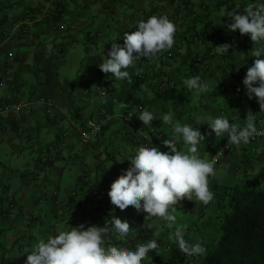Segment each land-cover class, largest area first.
<instances>
[{"label":"crops","instance_id":"obj_1","mask_svg":"<svg viewBox=\"0 0 264 264\" xmlns=\"http://www.w3.org/2000/svg\"><path fill=\"white\" fill-rule=\"evenodd\" d=\"M247 2L0 0V264H24L38 236L80 224L103 226L115 218L134 231L129 240L110 239L109 245L134 250L157 238L161 246L149 253L153 264H185L169 250L177 246L168 239L172 229L153 235L144 227L145 213L114 212L107 193L132 166L127 159L140 146L152 140L150 147L168 150L163 140L171 130L161 118L170 111L181 124L196 126L199 117L204 133L210 131L208 115L244 124L251 111L264 132V111L242 83L256 59L251 56L255 43L226 27L228 12L243 11ZM26 8L35 16L25 34ZM153 15L167 16L176 26L174 47L158 64L140 60L130 67V82L101 71L102 54L112 43L122 45L125 32ZM224 43L233 47L219 54L216 46ZM196 75L209 84L199 97L183 85L184 78ZM42 99L52 102L50 113ZM123 103L135 114L153 112L154 128L136 116L128 119ZM6 105L14 109L7 111ZM96 126L102 128L99 136L83 142ZM227 142L213 133L201 143V157L211 159ZM262 174L264 135L239 148L231 145L209 180L214 200L204 205L184 199L177 208V226L187 225L185 239L202 242L207 252L219 237L229 193L245 184L260 188ZM162 223L155 221L154 229Z\"/></svg>","mask_w":264,"mask_h":264},{"label":"clouds","instance_id":"obj_2","mask_svg":"<svg viewBox=\"0 0 264 264\" xmlns=\"http://www.w3.org/2000/svg\"><path fill=\"white\" fill-rule=\"evenodd\" d=\"M227 17L230 18V22L226 24L228 30L238 31L241 36L247 35L255 43L251 56L256 59L247 68L242 83L248 98H255L262 112L264 0H248L243 11H230ZM137 26V30L123 34L122 45L112 43L107 54H102L99 68L104 73H111L118 81L130 82V67H134L140 60L158 64L161 55L174 47L177 28L167 16L153 15L147 20H140ZM231 47L232 44L224 43L216 46V50L219 54H228ZM47 48L51 52L52 43H48ZM183 85L194 91L197 97L209 91V84L199 75L184 78ZM131 116L138 117L143 125L152 128L154 119H157V116L147 109L139 114L132 113ZM161 119L171 130V136L167 134L168 138L163 140V145L168 150L150 147L152 140L149 145L140 146L136 154L127 159L132 166L111 184L107 194L114 212L119 210L126 213L129 209H134L137 213H145V221L149 223L144 224V227L153 229V235L158 236L164 228L172 229L168 233V239L174 242L184 255L200 257L206 254L205 245L198 240L190 242L185 239L187 225L177 226L178 218L175 213L184 199L204 205L214 200L215 193L209 186V180L216 175L215 165L219 155H211V159L201 157V143L214 133L216 138L227 137L228 146L235 145L239 148L264 132L258 130L256 117L251 111L247 113L244 124L230 122L224 115H208L206 124L210 131L207 133L200 130L199 125L205 123H202L199 117L196 126L177 122L171 111ZM155 221L163 223L154 229ZM133 231L128 222L116 218L108 220L103 226H71L67 230L48 235L47 238L38 236L31 250L25 253L27 256L24 264H143L146 259L151 258L150 251H157L161 246L159 239L153 238L146 243L136 244L134 250L108 243L110 239L127 241Z\"/></svg>","mask_w":264,"mask_h":264},{"label":"trees","instance_id":"obj_3","mask_svg":"<svg viewBox=\"0 0 264 264\" xmlns=\"http://www.w3.org/2000/svg\"><path fill=\"white\" fill-rule=\"evenodd\" d=\"M219 233L205 255L194 257L195 264H264V189L245 184L230 192ZM176 248L169 250L187 264ZM150 259L143 264H153Z\"/></svg>","mask_w":264,"mask_h":264},{"label":"built area","instance_id":"obj_4","mask_svg":"<svg viewBox=\"0 0 264 264\" xmlns=\"http://www.w3.org/2000/svg\"><path fill=\"white\" fill-rule=\"evenodd\" d=\"M53 1H55V0H53ZM25 15L27 16V20L24 22L23 32L26 34V33H29L30 30H31V24H32L33 18H34V16H35V11H34V9L26 8V10H25ZM88 36H89L90 38H93V37H94V34H93V33H89ZM178 52L181 53L182 50L179 49ZM6 74L9 75V74H10V71H7ZM42 102L48 105L47 112L50 113V112H51L52 102H51V101H48V100H46V99H42ZM122 107H123V108L125 109V111L127 112V118L131 120L134 116H133V117L131 116V114H132L133 112H132L131 110H129V106H128V104H127V103H123V104H122ZM15 108H21V106H17V107H15ZM4 109L7 110V111H10V110L14 109V106L6 105V106H4ZM0 114H1V112H0ZM101 130H102L101 126H96L94 129L91 130V133H89L88 135H85V136H84V138H83V142L87 143V142L90 141L91 137H98V136H99V133L101 132ZM262 135H264V134H262ZM262 135H257V136H255L254 138H252L250 141H251V142H255V141L258 140V138H259L260 136H262ZM230 147H231V145L228 146V142H227L226 145H225L222 149H220V150L218 151L219 159H218L216 165L219 163L222 154H223L224 152H226V150H228ZM222 150H223V151H222ZM216 165H215V168H216ZM192 230H193V231H196L197 228H193ZM176 249H177L176 251L178 252V254H180V255L185 259V262H186L187 264H195V258H194V257H190V256H186V255H184V254L182 253V251H181L178 247H177ZM157 256H158V255H157Z\"/></svg>","mask_w":264,"mask_h":264},{"label":"rangeland","instance_id":"obj_5","mask_svg":"<svg viewBox=\"0 0 264 264\" xmlns=\"http://www.w3.org/2000/svg\"><path fill=\"white\" fill-rule=\"evenodd\" d=\"M259 187L261 189H264V174H262L261 177H260V185H259Z\"/></svg>","mask_w":264,"mask_h":264}]
</instances>
